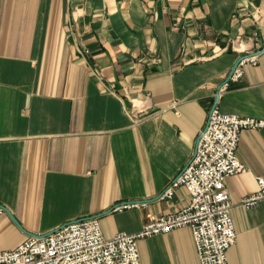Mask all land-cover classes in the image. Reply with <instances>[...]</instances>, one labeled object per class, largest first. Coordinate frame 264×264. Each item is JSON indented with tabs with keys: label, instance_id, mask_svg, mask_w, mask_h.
<instances>
[{
	"label": "crops",
	"instance_id": "1",
	"mask_svg": "<svg viewBox=\"0 0 264 264\" xmlns=\"http://www.w3.org/2000/svg\"><path fill=\"white\" fill-rule=\"evenodd\" d=\"M264 0H0V251L97 217L138 232L190 202L159 197L195 151L235 60L260 50ZM220 87L219 110L264 120V51ZM225 179L229 264H264V128L240 131ZM141 264H199L189 226L139 238Z\"/></svg>",
	"mask_w": 264,
	"mask_h": 264
},
{
	"label": "built area",
	"instance_id": "2",
	"mask_svg": "<svg viewBox=\"0 0 264 264\" xmlns=\"http://www.w3.org/2000/svg\"><path fill=\"white\" fill-rule=\"evenodd\" d=\"M260 31L262 49L264 24ZM249 62L256 64V55L241 59L231 80L239 79L242 67ZM207 120L194 154L161 196L171 198L174 188L183 184L190 194L187 206L152 218L138 232H116L109 238L104 237L95 217L66 222L51 234L30 236L15 248L0 251V264H141L139 238L182 226L190 227L199 264H229L227 252L237 235L225 179L248 171L237 155L240 131L264 128V120L220 111L218 107ZM256 181L257 189L241 198L242 206L251 207L264 199V177L257 176Z\"/></svg>",
	"mask_w": 264,
	"mask_h": 264
},
{
	"label": "water",
	"instance_id": "3",
	"mask_svg": "<svg viewBox=\"0 0 264 264\" xmlns=\"http://www.w3.org/2000/svg\"><path fill=\"white\" fill-rule=\"evenodd\" d=\"M264 51V45H263V48L262 49H260V50H258V51H255V52H253V53H251V54H249V55H241V56H239L236 60H235V62H234V65L231 67V69H230V71H229V73L227 74V77L224 79V81L222 82V83H220V85L218 86V88H217V95L215 96V98H214V102H213V106H212V108H211V110H210V112L215 108V107H217V105H216V103H217V101H218V98H219V95H220V87L223 85V84H226L227 82H229L230 80H231V77H232V74H233V72H234V69L237 67V65H238V63L240 62V60L241 59H243V58H246V57H248V56H250V55H256V54H259V53H261V52H263ZM206 126H207V124H206ZM205 126V127H206ZM200 136V135H199ZM198 139H199V137H198ZM198 139H197V141H198ZM162 196V193H160V194H158V196L156 197V198H159V197H161ZM143 202H145V200H137V201H123V203H119V204H115V205H113V206H111V207H109L106 211H104V212H102V213H98V214H94V215H92V216H89V217H86V218H80V220H82V219H87V218H97V217H99V216H101V215H103V214H106V213H108L109 211H112V209H114L115 207H118V206H123V205H127V204H137V203H143ZM0 208L1 209H3L6 213H8L10 216H11V218H12V220L15 222V224L17 225V226H19V224H18V221L16 220V218L12 215V214H10V212L7 210V209H5V207H3L2 205H0ZM80 220H77V221H80ZM63 225V224H62ZM62 225H59L57 228H54V229H52L51 231H49V232H46V233H43V234H38V233H31V232H26L29 236H31V237H41V236H46V235H48V234H51V232H54V231H56L59 227H61ZM20 227V226H19Z\"/></svg>",
	"mask_w": 264,
	"mask_h": 264
}]
</instances>
